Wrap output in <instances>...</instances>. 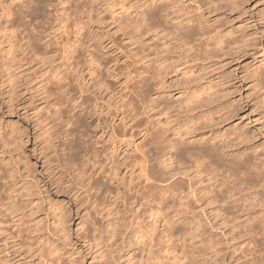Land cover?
<instances>
[{
    "label": "bare ground",
    "instance_id": "obj_1",
    "mask_svg": "<svg viewBox=\"0 0 264 264\" xmlns=\"http://www.w3.org/2000/svg\"><path fill=\"white\" fill-rule=\"evenodd\" d=\"M185 1L190 0H145L143 2L137 0V4L134 6L136 9L130 13H128L127 4L129 2L127 3V0H121L120 3L116 1L120 5V11L117 9L119 16L116 15L118 17L115 18L118 19V26L123 30V38L128 41V46H133L132 49L135 52L144 53L149 42L148 35L151 34L152 39L157 37V42L148 44V48L153 49L152 52L157 54L156 64L152 66V69H144L140 73L141 78L134 85L138 89L137 95L140 100L146 103L145 106L157 108L155 114L166 117L165 120H156L153 131L150 132L155 151L151 160L145 150L148 142L136 143L137 140L134 139L133 135L128 136L125 133V128L129 124L132 125L131 121H134L131 128L143 127L140 133L145 129L147 132V126L144 127V124L139 120V115H142L143 112L134 113L128 122L127 117L123 116L121 112V97L120 99L114 98L109 103L104 100L102 106L99 103L93 104L88 99L78 102L79 96L69 98L70 102L73 103L71 110L73 113L68 121L70 123L71 120H74L73 125L77 134L75 141H72L74 143L71 152L66 150L68 154L65 153L64 155L67 156L65 157L68 164H72L70 167H74L75 171L78 172L77 191L83 190L86 193L89 204L86 209H89V213H87L89 218L86 219L88 220L87 223L85 222L86 226H82V228L84 227V237L87 241L92 242L93 248H97L94 252L98 260L96 264H111L110 260L113 258L115 250H112L113 244L109 240L114 238L116 240L119 235L121 237L122 231L129 228L128 226L132 227V237L130 236L132 239L129 238L130 240L125 244L129 245L127 247L129 250L126 249L135 251L129 255V259L127 258V264H191L192 262L193 264H221L216 260L208 261V263L205 262L206 259L197 262L195 261L197 259L192 256L195 259L193 261L185 250L182 251L183 247L182 252L177 249L175 243L179 237L180 240L183 238L186 241L192 239L193 243L195 239L200 237L199 242L207 245L204 249L217 247L215 249L216 254L223 251L220 246L221 240L209 239L208 244V238L204 236L206 232L203 231L204 223L202 218H197L190 198L198 201L199 207L203 211L206 209L203 205L208 202L211 206L213 205L212 210L217 215H223V223L229 224L230 228L233 229L231 239L233 240L235 237L236 240H242L238 243V247L234 246L233 253H236L238 249L241 250L238 259L244 257L245 260L242 259L243 264H264V214H259L254 210L253 205L255 203L253 204V202L243 204L240 203L242 201L240 197L233 199V195L236 193L233 194V192L238 191L244 185L242 191L245 188L251 190L249 198L243 199L244 202L256 198V196L264 202V162L256 165L251 153L247 150H239V146L249 138L246 131L236 133L227 130L222 133L215 130L224 124L231 114L235 113L234 108L229 110V107L226 110V106L218 110L216 108V111L206 109L211 103H214V100L216 102L221 92L224 97L225 91L214 89L211 84L204 87L202 84V79L205 77L204 73L202 71L200 76H196L197 73L193 69L195 65L184 69L181 67L185 63L188 64L189 60L195 61L203 54V51L207 57L215 56L218 50L231 48V45L238 42L239 45H242L241 42L246 39L235 37L224 39V36L233 33L232 30L229 32L227 30L224 34L221 31L213 33L212 27L215 26L209 24L210 19L204 16L202 10V4L205 3V0H193L195 3L199 2L197 8L202 11L199 15L192 14L189 10L190 5H185ZM208 1L212 4V7L208 8L209 12L212 9L215 11L222 8L223 10L219 4L223 0ZM229 1H227L229 2L228 5L232 9L237 8L242 3V0ZM116 2L114 0V3ZM108 3H110L108 5L110 8L112 6L118 7L114 3V5L111 2ZM143 6L147 7L142 9ZM114 10H112V14ZM75 18L76 20L72 21L74 24L71 23L72 28L75 27L74 30L72 31L71 26H67L74 33H72L74 37L67 42L64 41L63 52L68 61V68L80 74L81 70L77 68L76 54L82 45V37L89 23L84 17L77 16ZM13 20L10 24L13 30L22 27L23 24L19 19ZM174 20L178 21L174 23ZM185 20H187V24L183 23ZM65 24L67 25L61 20L60 26L64 28L66 27ZM173 39L177 42L180 41V43L172 45L168 43ZM161 40L163 42L159 44ZM177 49H179L180 54L182 53L180 55L182 59L179 56V60H174L172 54ZM184 55L185 57H183ZM185 58L188 61H184ZM87 60L89 62L88 74L91 76L90 80L93 81L92 75L95 74L98 59L89 49ZM258 69L259 71L256 70L254 76L257 80L256 85L263 89L264 97V66ZM181 72L183 75L180 77ZM60 74L61 72H57L54 77L56 84L58 83L55 87L57 92H60L65 86L59 84L63 77ZM170 80L177 84V87L184 94L183 97H177L172 94V91L166 90ZM89 82L88 80L85 83L86 88ZM95 88L107 91L109 84L106 80L98 79L95 85L89 86L88 90ZM56 103L53 104L55 106L63 105L62 102ZM60 110L63 111L61 108ZM111 111L114 113L111 114ZM220 111L222 113L217 115L218 120H215V113ZM59 113L57 112V115ZM101 113L113 115L112 123L109 125L112 131L110 137L117 139V143H113L114 146L108 153H102L99 140L96 139L100 130L95 135L90 131L92 126L100 128L107 126L102 125V121L90 120L94 115L98 117ZM148 118L150 119L151 116ZM122 128L123 133H121ZM207 131H210L211 134L208 137L205 136ZM104 132L106 133V131L102 133ZM73 135L75 136V133ZM0 140L2 141L1 137ZM124 142L133 145V152L140 153L128 165H125V167H130V171H132L129 179L127 176L121 175V168L128 158V154L122 158L119 157L124 153L122 149H119V143ZM235 150L238 152H234ZM61 155L63 156V154ZM62 156L58 159L61 160ZM152 160H156L158 165L164 166L166 170L164 172L169 173L171 178L178 174L186 176L189 180L188 184H180L178 181V185L174 183L176 184L174 189H170L168 186L169 189L166 192L163 191L164 193L161 190L160 193L157 188L159 194L154 192L153 181L159 179L160 174L163 175L164 172H161L162 168L157 169L158 166L152 164ZM206 177L208 182L204 185ZM18 183L14 172H9L6 165L0 162V241L4 242L0 244V264H34L33 259L31 261H26V259L27 256L32 258L35 253L40 264H66L61 255L57 254L60 249L56 246V241H51L50 237L46 236L45 231L49 228L46 227L49 225L44 224L43 217L39 213L43 207L39 205L40 202H35L36 199L33 198V195H36L33 192L35 185L19 187ZM171 188H173L172 185ZM92 191L93 193H91ZM127 204L133 205L129 214V211H126ZM142 206L146 207L144 210L150 218L146 222L145 220L139 221V208ZM51 208L55 212L53 217L55 218L56 230L62 232L64 237L67 236V212L63 213V208H59L57 205ZM203 211L202 213L205 212ZM190 213H192V219L189 217ZM244 215L248 216L244 217ZM163 221L165 223L162 235L158 236L159 222ZM116 241L113 242L116 243ZM108 242L112 244V248ZM244 244L245 246H243ZM198 252L201 253L202 250H198ZM225 257L226 252L224 251L220 256V260L224 264L227 263Z\"/></svg>",
    "mask_w": 264,
    "mask_h": 264
},
{
    "label": "rangeland",
    "instance_id": "obj_2",
    "mask_svg": "<svg viewBox=\"0 0 264 264\" xmlns=\"http://www.w3.org/2000/svg\"><path fill=\"white\" fill-rule=\"evenodd\" d=\"M107 1L0 0V137L2 139V141L0 140V162L6 165L9 172H14L19 182V187H27L30 184L35 185L33 192L37 196L33 195V198L36 199L35 202H40L39 205L43 207L39 213L43 217L44 224L49 225L45 226L46 228L49 227L45 231L46 236H49L51 241H56L55 244L60 249L57 254L61 255L66 264L98 263L94 253L97 248H93L92 242L87 241L83 235L84 227L82 228V226H86L85 222L87 223L88 221L86 219L89 218V215H87L89 209H86L89 205L86 193L83 190L77 191L78 172L75 171L74 167H70L72 164H68V161H66L67 156L64 155L65 153L68 154L66 150L71 152L74 143L72 141H75L77 134L73 125L74 120H71L70 123L68 121L73 113L71 111L73 103L70 102L69 98L71 96H79L78 102L88 99L93 104L99 103L102 106L104 100L109 103L112 99H120L121 97V112L123 116L127 117L126 120L128 122L134 113L140 114V112H143L142 115H139V120L144 124V127L147 126V132L145 129L140 133L143 127L131 128L134 123V121H131L132 125L129 124L125 128V133L128 136L133 135L134 139L137 140L136 143L148 142L145 150L150 160L155 154L150 132L153 131L156 120H165L166 118L165 115L155 114L157 108L148 107V105L146 107V103L140 100L137 95L138 89L134 87L141 78L140 73L146 68L152 69V66L156 64L157 54L152 52L153 49L148 48V44L157 42V37L152 39L153 36L151 34L148 35L149 42L144 56L143 52H135L132 49L133 46H128V41L123 38V30L119 28L118 19L115 18L119 16L120 5L118 2L120 3L121 0H115V2L118 1L116 2L117 4L114 3V0L108 1L118 6L115 8L111 5L113 9L108 6L110 3ZM136 1L127 0V3H130L127 4L129 7L128 13L136 9L134 7L137 4ZM227 1L229 0L219 2L221 6L218 4L223 7V10L222 8L215 11L212 9L209 12L208 8L212 4L205 0V3L203 2L204 4H202L203 14L210 19L209 24L215 26L212 27L213 33L221 31L224 34L227 30L228 32L232 30L233 33L229 36H224V39L235 37L246 40L241 42L242 45H239L238 42L231 45V48L218 50L215 56L207 57L203 51V54L195 61H188L185 58L184 61L187 60L189 63H185L181 67L184 69L195 65L193 69L197 73L196 76H200L202 71L204 73L205 77L202 79L204 87H208L211 84L214 89L225 91H223L224 97L221 92L216 102L214 100V103H211L209 108L206 109L216 111V108L218 110L226 106V110L229 107V110L234 108L235 113L231 114L229 119L215 130L222 133L227 130L236 133L246 131L249 138L239 146V150H247L251 153L254 164L258 165L264 162V97L262 94L263 89L256 85L257 80L254 73H256V70L259 71L258 68L264 66V0H242V3L233 9L228 5L230 1ZM185 5H190L189 10L194 15L202 13L197 8L199 2L195 3L193 0L185 1ZM146 7L143 6L142 9ZM111 9H116L113 14ZM77 16L80 18L84 17L89 23L82 37V45L76 54L77 68L81 70L80 74L68 68V61L63 52L64 41L67 42L74 37L72 31L75 27L72 28V24H74L72 21L74 22ZM13 19H19L24 26L22 25V27L20 26L21 28L17 27L13 30L10 25L14 21ZM61 20L67 23V25L65 24L66 27L60 26ZM177 21L174 20V23ZM183 23L187 24V20L183 21ZM67 26H71L72 31ZM162 42V40L159 41V44ZM176 42L177 40L174 39L168 41L171 45L180 43V41ZM88 49L98 59V66L95 74L92 75L93 81L90 80L91 76L88 74ZM181 54L179 49L174 50L173 59L179 60ZM57 72H61L60 76H63L59 84L65 85L60 92L55 91L58 83L56 84L54 77ZM182 75L181 72L180 77ZM98 79L108 82L109 88L107 91H101L99 88L88 90L89 86L95 85ZM88 80L90 82L86 85V88L85 83ZM166 90L172 91V94L177 97L184 96L177 84L171 82V80L168 82ZM59 102H62L63 105H60ZM53 103L59 105L55 106ZM58 106L59 109H57ZM223 110L225 111V108ZM221 111L215 113V120H218L219 114L222 113ZM57 112L61 114L57 115ZM111 112V114L114 113V111ZM55 114L56 117L58 116L57 118ZM111 114L101 113L100 116L98 115L99 118L94 115L90 119L102 121V125H107L103 128L92 126L90 130L93 135L100 130L96 139L97 141L99 140L102 153L110 152L114 146L113 143H117V139L110 137L112 131L109 125L112 123L111 119L113 116ZM148 116H151V118L149 119ZM152 120L154 121L152 122ZM103 131H106V133H102ZM72 132L75 133V136ZM121 133H123V128ZM210 135V131H207L205 136L208 137ZM119 145V149L124 152L119 157L122 158L125 154H128L127 162L121 168V175L127 176L129 179L132 171H130V167H125V165H128L140 153L132 151L133 145H128L125 142L119 143ZM234 152L238 151L235 150ZM60 156H62V161L59 160ZM63 160L64 163H67L64 164ZM151 163L158 166L157 169L162 168L161 172L166 171L164 166L157 164L156 160H152ZM162 178L164 180H160ZM206 179L207 177L203 183L204 185L208 182ZM178 181L180 184H188L189 182L188 178L183 174H178L171 178L169 173L164 172L163 175L160 174L159 179L157 178L153 181L154 192L158 193L160 190L166 192L169 189L168 186H170V189H174L176 184L178 185ZM171 185L173 188H171ZM243 186L242 188H244ZM156 188L159 190L157 191ZM241 189H238L239 192L236 190L233 192V194L237 193L233 195V199L234 197H240L242 200H240V203L243 204L253 202V204L255 203L254 207L252 206L254 210L259 214H264V202L261 199L259 200L258 196L244 202L243 199L249 198L251 190L245 188L242 191ZM21 190L25 191L26 189ZM190 200L191 205L195 208L194 211L197 214V218H202L204 223L203 231L206 232L204 236L208 238V244L209 239L213 241L221 240L222 253L226 252L225 260L227 263L225 264H243L245 258L240 257L241 259H238V254L241 250L238 249L236 253H233L234 246L238 247V243L242 242V240H236L235 237L233 240L231 239L233 229L230 228L229 224L223 223V215H217L212 210L213 205L211 206L208 202L203 205L206 208L204 212L199 207L200 203L198 201L193 198H190ZM53 205L63 208V213H68H66L68 217V235L65 237L62 232L60 233V231L56 230L55 218L53 217L55 212L51 208L54 207ZM132 206L127 204L126 211H129L128 214ZM145 208V206L139 208V221L145 220L146 222L150 219L144 210ZM205 214L206 216H204ZM246 216L248 215H244V217ZM189 217L192 219V213L189 214ZM120 223L122 224V221ZM164 223V221L159 222L158 236L162 235ZM128 227L127 229L129 230L125 228L122 231L124 235L121 233V237L119 235L118 239L116 238L117 241L115 238L109 240L112 242L113 248L112 244L108 242V244H111L112 250H115L113 252L114 256L110 260L111 264H127L130 258L129 255H132L135 251H128L129 248L127 247L129 245H125L130 240L129 238L132 237V227ZM54 233L55 235H53ZM199 239L200 237L195 239L193 243L192 239L186 241L183 238L180 240L179 237V239H176L175 244L178 251L182 252L185 250L189 257L192 258L194 256L193 258L197 259L192 258L191 260L193 261L198 262L201 259H206L207 261L205 262L216 260V262L224 264L220 260L222 253H215L217 247L204 249L207 245L201 244ZM113 241H116L118 245ZM1 243L4 242L1 240ZM192 250H195L193 251L195 252L194 254H192ZM198 250H202V252L199 253ZM178 251L176 252L178 253ZM202 253L204 254L202 255ZM34 255L32 258L27 256L26 261L33 259L32 262L34 264H40L37 254L35 253ZM186 259L188 258L186 257Z\"/></svg>",
    "mask_w": 264,
    "mask_h": 264
}]
</instances>
